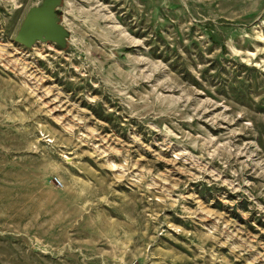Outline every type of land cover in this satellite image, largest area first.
<instances>
[{
    "label": "rangeland",
    "instance_id": "374dc122",
    "mask_svg": "<svg viewBox=\"0 0 264 264\" xmlns=\"http://www.w3.org/2000/svg\"><path fill=\"white\" fill-rule=\"evenodd\" d=\"M0 264H264V0H0Z\"/></svg>",
    "mask_w": 264,
    "mask_h": 264
},
{
    "label": "water",
    "instance_id": "95a60500",
    "mask_svg": "<svg viewBox=\"0 0 264 264\" xmlns=\"http://www.w3.org/2000/svg\"><path fill=\"white\" fill-rule=\"evenodd\" d=\"M65 36L66 30L58 24L53 11L43 6L27 12L14 40L24 47H31L39 41L62 45Z\"/></svg>",
    "mask_w": 264,
    "mask_h": 264
}]
</instances>
